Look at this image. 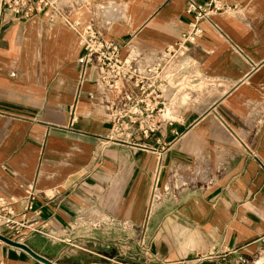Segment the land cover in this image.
<instances>
[{
  "label": "crops",
  "instance_id": "crops-1",
  "mask_svg": "<svg viewBox=\"0 0 264 264\" xmlns=\"http://www.w3.org/2000/svg\"><path fill=\"white\" fill-rule=\"evenodd\" d=\"M96 2L95 23L123 55L175 44L193 20L186 0ZM224 2L234 8L201 20L187 44L167 93L173 122L123 140L109 139L86 96L95 70L78 82L83 49L69 23L91 12L23 19L0 8V196L20 212L31 185L44 224L1 234L57 264H264V0ZM81 230L98 258L62 260L41 242L64 248ZM0 264L42 263L0 242Z\"/></svg>",
  "mask_w": 264,
  "mask_h": 264
},
{
  "label": "built area",
  "instance_id": "built-area-1",
  "mask_svg": "<svg viewBox=\"0 0 264 264\" xmlns=\"http://www.w3.org/2000/svg\"><path fill=\"white\" fill-rule=\"evenodd\" d=\"M96 1L0 0V8L23 19L44 13L51 20L55 14L69 16L76 9L91 12V18L85 22L69 23L80 38L83 49L78 58L79 84L85 80L89 68L95 70L93 88L86 96L110 124L109 139L123 140L137 134L144 137L156 134L163 129V125L173 122L168 112L167 93L175 89L177 82L183 78L187 44L193 43L202 33L198 23L211 15L228 12L234 6L227 5L224 0H208L203 4L186 0L184 11L193 20L179 41L147 53L130 48L123 55L122 46L116 40L104 37L95 23V14H99L100 18L105 11L104 6ZM68 112L70 128L77 122L75 102L68 107ZM158 155V162H161V154ZM35 196L34 188L27 184L25 204L20 212L14 210L12 197L0 196V230H7L12 235H18L23 229L43 233L44 224L37 225L40 211L33 209ZM28 212L32 213V220L25 216ZM237 263L253 264L254 260L240 256Z\"/></svg>",
  "mask_w": 264,
  "mask_h": 264
},
{
  "label": "rangeland",
  "instance_id": "rangeland-1",
  "mask_svg": "<svg viewBox=\"0 0 264 264\" xmlns=\"http://www.w3.org/2000/svg\"><path fill=\"white\" fill-rule=\"evenodd\" d=\"M196 175L200 176V169L196 170ZM194 181V180H193ZM181 183L176 181L175 186H179ZM168 186V184H166ZM157 193V191H156ZM80 237H77L74 242L72 239L69 241V244L66 245V247L62 248V246H58V243H55L57 241H49L47 239H41V242L46 244L49 247V250L52 251L55 254H59L61 256L62 260H93L95 258H98V256L90 253L89 251L91 248L88 246V239L87 237L83 238L81 235L88 234L86 231L81 230L76 232ZM64 245V243H63ZM76 245V246H75Z\"/></svg>",
  "mask_w": 264,
  "mask_h": 264
},
{
  "label": "water",
  "instance_id": "water-1",
  "mask_svg": "<svg viewBox=\"0 0 264 264\" xmlns=\"http://www.w3.org/2000/svg\"><path fill=\"white\" fill-rule=\"evenodd\" d=\"M0 241L7 244V245H10V246H13V247H16V248L23 250L29 256H31L33 259L41 262L42 264H57V263H54V262L50 261L49 259L39 255V254H37L36 252H34L31 248H29L26 244H24L22 242L10 239V238L2 235V234H0ZM90 264H101V263H90Z\"/></svg>",
  "mask_w": 264,
  "mask_h": 264
},
{
  "label": "bare ground",
  "instance_id": "bare-ground-1",
  "mask_svg": "<svg viewBox=\"0 0 264 264\" xmlns=\"http://www.w3.org/2000/svg\"><path fill=\"white\" fill-rule=\"evenodd\" d=\"M261 263H262V262H261ZM261 263H260V264H261Z\"/></svg>",
  "mask_w": 264,
  "mask_h": 264
}]
</instances>
